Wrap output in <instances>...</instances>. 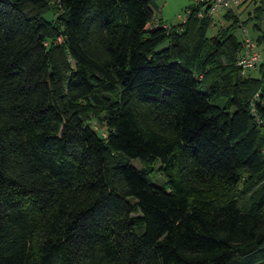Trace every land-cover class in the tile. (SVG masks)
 I'll return each instance as SVG.
<instances>
[{
	"label": "trees",
	"instance_id": "trees-1",
	"mask_svg": "<svg viewBox=\"0 0 264 264\" xmlns=\"http://www.w3.org/2000/svg\"><path fill=\"white\" fill-rule=\"evenodd\" d=\"M150 2L0 0V264H264V0Z\"/></svg>",
	"mask_w": 264,
	"mask_h": 264
},
{
	"label": "rangeland",
	"instance_id": "rangeland-1",
	"mask_svg": "<svg viewBox=\"0 0 264 264\" xmlns=\"http://www.w3.org/2000/svg\"><path fill=\"white\" fill-rule=\"evenodd\" d=\"M262 0H251L248 5L239 8L234 12L240 20V22H244L248 16H253L254 9L259 5ZM192 0H151L150 8L154 13V20H160L166 26H174L178 25L181 22V19L184 17V12L186 8H190L193 6ZM231 23L227 22L222 18V14H218L214 18V25L211 26L208 30L207 36L210 37L214 35L219 28H225L229 26ZM264 32V19H262L260 24V30H256L252 28V23H248L245 26L237 27L234 29L233 34L235 37L242 41L246 38L252 40L257 44V38ZM167 46V43H164L158 47V49H162ZM257 51L261 53L264 57V43L258 45ZM253 76H257V71H251ZM132 164L135 167H139L140 164L137 161H132ZM152 183L156 185H161L164 181V178L158 173L154 172L151 179Z\"/></svg>",
	"mask_w": 264,
	"mask_h": 264
},
{
	"label": "built area",
	"instance_id": "built-area-1",
	"mask_svg": "<svg viewBox=\"0 0 264 264\" xmlns=\"http://www.w3.org/2000/svg\"><path fill=\"white\" fill-rule=\"evenodd\" d=\"M193 6L186 8L184 17L180 23H185L189 16L193 15L197 19L209 18L214 25V18L218 14H224L227 12H235L245 0H192ZM237 65L241 69L242 74L249 70H253L256 67L264 66V57L257 51L255 42L246 38L243 44V48L239 54Z\"/></svg>",
	"mask_w": 264,
	"mask_h": 264
}]
</instances>
